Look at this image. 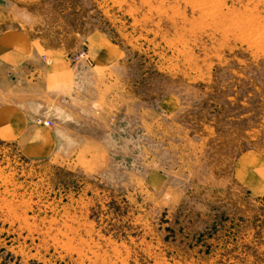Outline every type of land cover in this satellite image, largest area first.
I'll list each match as a JSON object with an SVG mask.
<instances>
[{
	"label": "rangeland",
	"instance_id": "1",
	"mask_svg": "<svg viewBox=\"0 0 264 264\" xmlns=\"http://www.w3.org/2000/svg\"><path fill=\"white\" fill-rule=\"evenodd\" d=\"M7 32L86 52L110 97L57 112L48 158L0 139V264H264L238 182L264 169V0H0Z\"/></svg>",
	"mask_w": 264,
	"mask_h": 264
},
{
	"label": "crops",
	"instance_id": "2",
	"mask_svg": "<svg viewBox=\"0 0 264 264\" xmlns=\"http://www.w3.org/2000/svg\"><path fill=\"white\" fill-rule=\"evenodd\" d=\"M100 46L108 51L105 42ZM79 55L74 61L76 57L70 59L64 51L43 52L20 33L7 32L0 38V66L10 69L9 73H21L20 86H15L11 100L0 105V139L14 141L29 156L45 159L55 154L60 145V131L51 126L57 112L69 114L78 108L95 115L99 109L105 110L110 96L101 91L105 90L107 78L99 77L106 67L94 64L86 52L83 57ZM7 78V74H0V85ZM47 119L51 121L49 126L37 123ZM97 140L95 149L102 146ZM241 166L238 182L264 200V169L246 160Z\"/></svg>",
	"mask_w": 264,
	"mask_h": 264
},
{
	"label": "built area",
	"instance_id": "3",
	"mask_svg": "<svg viewBox=\"0 0 264 264\" xmlns=\"http://www.w3.org/2000/svg\"><path fill=\"white\" fill-rule=\"evenodd\" d=\"M81 57H82V55H81ZM37 123H41V121H38ZM50 123H51V122L47 120V122L42 123V124L47 126V125H50Z\"/></svg>",
	"mask_w": 264,
	"mask_h": 264
},
{
	"label": "bare ground",
	"instance_id": "4",
	"mask_svg": "<svg viewBox=\"0 0 264 264\" xmlns=\"http://www.w3.org/2000/svg\"><path fill=\"white\" fill-rule=\"evenodd\" d=\"M80 55H83V53H81ZM77 60V57H76V59H74V61H76ZM48 120V119H47ZM47 120L46 121H41V120H38V121H41V123H45V122H47ZM48 121H50V120H48ZM51 122V121H50ZM51 124V123H50Z\"/></svg>",
	"mask_w": 264,
	"mask_h": 264
}]
</instances>
